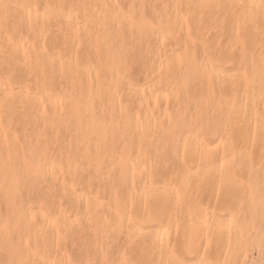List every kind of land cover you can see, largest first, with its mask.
<instances>
[{
    "label": "bare ground",
    "instance_id": "1",
    "mask_svg": "<svg viewBox=\"0 0 264 264\" xmlns=\"http://www.w3.org/2000/svg\"><path fill=\"white\" fill-rule=\"evenodd\" d=\"M0 264H264V0H0Z\"/></svg>",
    "mask_w": 264,
    "mask_h": 264
},
{
    "label": "rangeland",
    "instance_id": "2",
    "mask_svg": "<svg viewBox=\"0 0 264 264\" xmlns=\"http://www.w3.org/2000/svg\"><path fill=\"white\" fill-rule=\"evenodd\" d=\"M256 256H257V255H256V252L254 251V252H253V257H256Z\"/></svg>",
    "mask_w": 264,
    "mask_h": 264
}]
</instances>
